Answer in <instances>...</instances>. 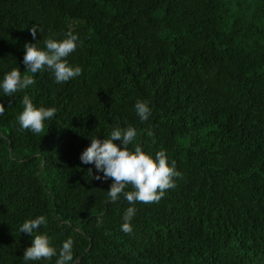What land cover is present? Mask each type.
Wrapping results in <instances>:
<instances>
[{
  "label": "trees",
  "instance_id": "16d2710c",
  "mask_svg": "<svg viewBox=\"0 0 264 264\" xmlns=\"http://www.w3.org/2000/svg\"><path fill=\"white\" fill-rule=\"evenodd\" d=\"M69 31L79 77L45 69L12 97L0 88V264H56L69 238V264H264V0H0V83L25 74V44ZM24 95L57 110L39 134L18 123ZM129 126V150H163L181 174L157 203L111 202L113 181L80 160ZM39 216L33 236L57 255L24 261L33 236L19 229Z\"/></svg>",
  "mask_w": 264,
  "mask_h": 264
},
{
  "label": "clouds",
  "instance_id": "9594fccd",
  "mask_svg": "<svg viewBox=\"0 0 264 264\" xmlns=\"http://www.w3.org/2000/svg\"><path fill=\"white\" fill-rule=\"evenodd\" d=\"M37 31H41L33 25L30 29L33 39H36ZM78 36L71 31L66 34V38L57 41L51 37L44 40L45 49H39L36 44H25V54L23 64L25 74L22 76L18 68L12 69L5 74L0 88L7 97H12L14 93L27 89L35 83L33 77L27 73L35 74L45 69L50 70L57 84L68 82L82 74L79 66L72 67L68 64L67 57L77 48ZM22 112L17 120L20 127L30 130L34 134H39L44 130V122L54 117L56 108L35 107L31 98L24 95L21 101ZM135 110L140 120L147 121L151 115L147 103L137 101ZM5 108L0 104V115H3ZM151 135V133H149ZM135 128L129 126L125 129L116 127L108 138H92L91 144L81 154L80 160L83 164H94L98 172L103 173L95 176L96 180L113 182L108 190V197L111 202H117L123 196L129 204L137 202L150 204L157 203L165 195L166 190L174 188V177H180V173L175 170V161L169 166L166 153L161 150L155 158L146 154L141 146L137 144L134 150H129V145L136 139ZM120 141L122 147L114 143ZM91 172V170H89ZM131 191H125L127 187ZM134 207L127 208L121 230L125 234H130L133 229L130 221L135 215ZM44 216L26 220L20 227V232L33 236L34 230L46 225ZM98 226L102 221L97 218ZM73 240L71 238L63 242L59 251L56 264H69L73 260ZM57 255V250L51 246L47 235L37 234L33 236L30 247L23 252L24 261L51 260Z\"/></svg>",
  "mask_w": 264,
  "mask_h": 264
}]
</instances>
